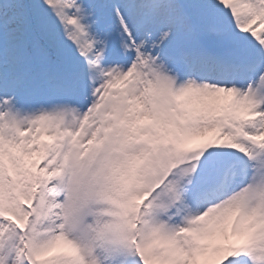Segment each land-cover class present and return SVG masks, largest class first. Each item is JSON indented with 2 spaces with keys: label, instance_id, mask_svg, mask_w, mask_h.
Segmentation results:
<instances>
[{
  "label": "snow or ice",
  "instance_id": "6c2138e0",
  "mask_svg": "<svg viewBox=\"0 0 264 264\" xmlns=\"http://www.w3.org/2000/svg\"><path fill=\"white\" fill-rule=\"evenodd\" d=\"M0 264H264V0H0Z\"/></svg>",
  "mask_w": 264,
  "mask_h": 264
}]
</instances>
